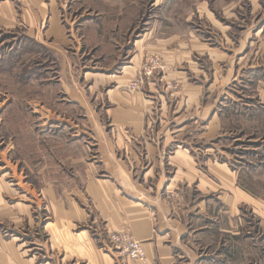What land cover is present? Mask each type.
Segmentation results:
<instances>
[{
    "label": "rangeland",
    "instance_id": "rangeland-1",
    "mask_svg": "<svg viewBox=\"0 0 264 264\" xmlns=\"http://www.w3.org/2000/svg\"><path fill=\"white\" fill-rule=\"evenodd\" d=\"M150 59L157 69L130 88ZM158 86L184 99L192 119L168 123L192 124L203 173L211 175L209 161L223 164L227 192L242 194L225 204L192 192V205L209 207L210 221L190 226L203 264H264V0H0V178L15 189L0 195V239H19L35 254L44 237L47 203L22 189L42 194L45 143L33 132L90 145L93 123L100 137L126 141L108 113L137 107L139 96L165 117ZM23 204L38 229L28 217L11 225Z\"/></svg>",
    "mask_w": 264,
    "mask_h": 264
},
{
    "label": "crops",
    "instance_id": "crops-1",
    "mask_svg": "<svg viewBox=\"0 0 264 264\" xmlns=\"http://www.w3.org/2000/svg\"><path fill=\"white\" fill-rule=\"evenodd\" d=\"M128 73L131 70L125 72ZM158 87L169 104L165 117L158 109L154 110L152 99L151 107L147 101H140L139 96L137 107L123 104L108 113L119 123L118 130L126 134V141L117 143L112 138L100 137L92 122L90 136L96 142L91 146L83 142L68 144L34 132V139L45 143V161L36 169L43 199L32 184H23L22 189L37 196V204L47 203L48 221L42 225L44 237L35 240V245H39L35 254L28 247L30 244H19V239L8 242L0 239V264H203L191 241L190 226L196 220L199 224L204 217L209 220V207L205 201L192 205L196 199L193 193L197 191L198 197L211 193L225 204L228 197L238 202L242 194L234 198L227 192L231 186L223 164L215 162L212 167L209 161L211 177L203 173L201 166L205 163L195 151L196 144L201 150V143L192 140L195 137L192 124L168 123L176 118L184 122L192 119L184 99ZM77 98L82 104L84 100ZM96 116L95 113L91 117ZM151 135L159 138V142H154ZM2 179L0 195L13 194L15 189ZM22 213L26 215L20 217ZM2 214L0 206V219ZM12 215L3 218H9L15 228L26 217L30 227L40 226L31 218L30 205L17 206ZM119 231L130 232L143 243L146 262L132 261L113 251L110 235Z\"/></svg>",
    "mask_w": 264,
    "mask_h": 264
},
{
    "label": "built area",
    "instance_id": "built-area-1",
    "mask_svg": "<svg viewBox=\"0 0 264 264\" xmlns=\"http://www.w3.org/2000/svg\"><path fill=\"white\" fill-rule=\"evenodd\" d=\"M157 65L156 59L148 60L143 72L135 79V82L132 81L130 83V88L135 89L141 86L144 83V79L154 73ZM110 241L121 256L127 257L132 261L146 262L147 254L143 243L137 240L130 232L119 231L112 233Z\"/></svg>",
    "mask_w": 264,
    "mask_h": 264
},
{
    "label": "trees",
    "instance_id": "trees-1",
    "mask_svg": "<svg viewBox=\"0 0 264 264\" xmlns=\"http://www.w3.org/2000/svg\"><path fill=\"white\" fill-rule=\"evenodd\" d=\"M34 136H35V134H34V132H33V139H34ZM33 139H32V140H33ZM33 141H36V140H33ZM37 142H38V140H37ZM40 142H41V139H40Z\"/></svg>",
    "mask_w": 264,
    "mask_h": 264
}]
</instances>
